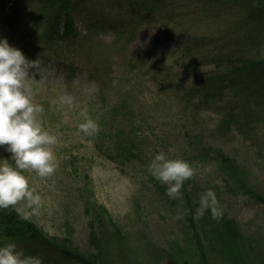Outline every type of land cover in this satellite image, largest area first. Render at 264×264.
I'll return each mask as SVG.
<instances>
[{"label": "rangeland", "instance_id": "1", "mask_svg": "<svg viewBox=\"0 0 264 264\" xmlns=\"http://www.w3.org/2000/svg\"><path fill=\"white\" fill-rule=\"evenodd\" d=\"M48 1L0 0V39L41 61L30 85L33 102L45 109L44 130L57 137L54 177L24 173L43 199L28 220L99 264H202L188 214L176 219L187 212L183 196L170 199L167 185L147 172L163 152L200 165V174L186 181L194 216L209 189L222 206L218 220L210 210L194 219L209 264H225L214 240L224 220L246 240L253 262L263 264L264 203L235 183L222 157L264 199V72L251 70L253 86L231 90L222 105H204L187 94L191 72L180 47L204 39L206 52L240 49L239 61H264V24L249 32L257 26L241 24L242 17L219 22L188 1L160 7L147 0H69L53 25L45 24L56 9H47ZM65 94L74 98L72 108L53 103ZM84 108L98 120L95 137L78 134ZM6 148L0 146V162L14 163ZM120 149L136 159L123 160ZM44 252L36 257L54 258Z\"/></svg>", "mask_w": 264, "mask_h": 264}, {"label": "clouds", "instance_id": "2", "mask_svg": "<svg viewBox=\"0 0 264 264\" xmlns=\"http://www.w3.org/2000/svg\"><path fill=\"white\" fill-rule=\"evenodd\" d=\"M34 70V72H30ZM41 69V61L28 60L18 48L10 46L6 39H0V146H7L11 160L0 162V210H15L22 219L37 215L43 207V199L30 187L25 172H34L45 181L56 174L58 164L53 152L57 137L44 130L41 116L45 112L42 105L33 102L31 83ZM72 108L74 98L61 95L53 103ZM80 115L83 122L78 125V134L95 137L101 131L98 120L92 119L87 108ZM162 185H167L166 195L170 199L181 198V190L186 181L200 174V165L183 159H169L165 153L155 155L147 167ZM54 184V180H53ZM218 220L223 215L214 191L202 194L194 219L199 221L206 211ZM187 212L181 210L176 219H183ZM0 264H43L38 257L25 256L15 243L0 247Z\"/></svg>", "mask_w": 264, "mask_h": 264}, {"label": "trees", "instance_id": "3", "mask_svg": "<svg viewBox=\"0 0 264 264\" xmlns=\"http://www.w3.org/2000/svg\"><path fill=\"white\" fill-rule=\"evenodd\" d=\"M149 1L160 7L166 3L170 4L172 1L196 2L195 4H199L205 9H208V18H213L219 22L225 21V18L228 16L242 17L241 24L245 23L250 29L257 26L252 31L249 30V32L253 33L256 30L257 32L261 30V25L264 24V0H147V2ZM68 5L69 0H49L46 8L49 10L56 8L55 10H58L59 13L54 10V14L50 15L52 19L45 21V24L52 22L54 25L60 12L66 11ZM68 25L66 24L68 28L66 30L67 35L70 34L69 31L71 30V27H68ZM240 27L242 26L240 25ZM66 33L64 36H67ZM245 36H247V33ZM203 41L204 39H199L194 44L185 42L180 47L185 56L184 58L186 61L188 60L187 67L185 68H188V72H191V82L187 94L192 97H197L202 104L222 105L224 100L229 98L231 90L237 89L239 91L241 90V86L242 90L249 89L253 86L255 79L250 80L249 78V72L251 70L259 69V71L264 72V61L250 60L248 57H245L243 61H239L240 49L229 50L228 54L222 53L225 47L216 49L207 48L212 51L207 50L206 52V48L204 49L201 44ZM120 146H122L121 142L117 144V147ZM128 151L130 150L125 149L124 152H121L120 149L119 154L121 158L124 160V158L130 155V158L136 159L134 154ZM222 162L230 171V176L234 177L235 183H238L241 189L250 194L258 202L264 203L262 197L249 192L245 186L244 177H242L238 170L232 167L231 163L223 160V157ZM181 193L185 201L189 224L196 241V250L200 255L202 264H209V260L205 254V246L200 240V236L195 228L194 209L186 182L183 185ZM0 234L6 244L9 242L15 243L17 248L22 245L25 251L34 254L35 257L39 256L38 252L40 250L54 256L53 259L50 257L41 258L43 264H57L56 260H59L61 263L99 264L94 258L84 256L66 244L58 243L48 237L33 222L28 219H22L12 209L7 211L0 210ZM117 234H120V231H117L115 234V237L117 236L118 240H120ZM214 240L217 241L218 252H221L225 264H256L253 262L255 254L250 252L246 240L239 234L232 222H227L226 220L221 221Z\"/></svg>", "mask_w": 264, "mask_h": 264}]
</instances>
